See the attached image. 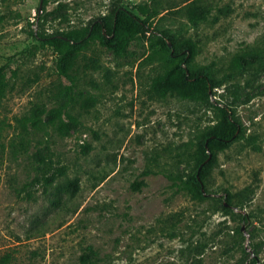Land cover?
I'll use <instances>...</instances> for the list:
<instances>
[{
	"label": "rangeland",
	"instance_id": "obj_1",
	"mask_svg": "<svg viewBox=\"0 0 264 264\" xmlns=\"http://www.w3.org/2000/svg\"><path fill=\"white\" fill-rule=\"evenodd\" d=\"M191 1L0 0V263L77 264L92 248L98 264H264V60L225 74L236 53L264 49V0ZM123 17L141 23L136 34L101 42ZM38 33L75 36L73 83ZM171 39L191 73L222 81L209 101L242 127L224 148L212 142L204 200L162 172L193 175L200 134L218 119L208 102L150 90L159 67L142 60ZM62 101L77 117L64 115V135L17 121H45ZM224 189L241 192L231 212L216 199Z\"/></svg>",
	"mask_w": 264,
	"mask_h": 264
},
{
	"label": "trees",
	"instance_id": "obj_2",
	"mask_svg": "<svg viewBox=\"0 0 264 264\" xmlns=\"http://www.w3.org/2000/svg\"><path fill=\"white\" fill-rule=\"evenodd\" d=\"M197 1L198 0H192L191 4H195ZM46 2L47 0H43L44 4ZM126 20V17H123L121 20L117 19L110 28L100 25L101 29L102 27L104 29V32H102L104 36H101V42L109 47H113L120 41L122 34L124 35V39L133 37L136 34L137 27L140 26L141 23L139 21ZM38 36L43 39L44 44L53 46L54 49L59 52L58 70L73 83L75 79L69 70L73 66L76 56L79 55L82 49L81 45H69L70 41L78 44L76 43L77 40L75 36L66 33L47 35L38 33ZM162 44L163 51L152 48V51L142 60L143 63L157 62L159 67L158 72L149 82L150 90L158 96L169 94L180 99L208 102L216 108L218 113L217 122L201 132L196 144V149L193 154L195 173L183 178V176L177 173L162 171L170 179L171 186H173L176 191L182 190L187 192L193 199L204 200L210 197L208 175L216 162V153L213 149L212 142H216L219 149L224 148L230 141L238 137L239 134H242V127L236 117L234 109L229 104L215 105L209 101V97L214 94L212 88L220 85L222 81L214 80L207 71L191 73L186 66L189 62V58L181 56V51H176L175 49L171 51L167 41L162 40ZM170 45L171 48L176 47V43L172 39ZM259 59L264 60V49H262V51L246 50L242 53H236L229 60L225 74L227 77H232L234 74L239 73L242 69ZM66 105L67 102H60L57 107L52 109L50 117L45 121H42L34 112L19 117L17 121L23 130H26L28 125L33 128H41L42 125L49 124L58 134L64 135L69 129L68 121L75 125L77 119V117L66 108ZM64 115L68 121L64 118ZM64 172V166H57L50 171H45L42 174V179L46 183H50L57 174L60 175ZM245 191L244 189L243 192ZM240 195L241 192L236 193L224 189L223 195L218 196L216 199L225 212H231L233 211L232 208L240 205L238 200V196ZM240 215L244 220L246 219L244 213ZM8 259L9 256L4 255L0 264H5ZM77 264H98L96 251L90 248L81 253ZM250 264H258L256 254L252 256Z\"/></svg>",
	"mask_w": 264,
	"mask_h": 264
},
{
	"label": "water",
	"instance_id": "obj_3",
	"mask_svg": "<svg viewBox=\"0 0 264 264\" xmlns=\"http://www.w3.org/2000/svg\"><path fill=\"white\" fill-rule=\"evenodd\" d=\"M168 44L170 45V43L168 42ZM203 189V188H202ZM259 264V263H258Z\"/></svg>",
	"mask_w": 264,
	"mask_h": 264
}]
</instances>
